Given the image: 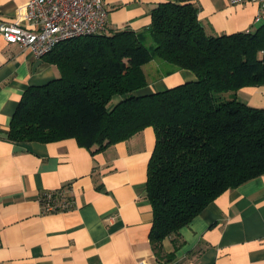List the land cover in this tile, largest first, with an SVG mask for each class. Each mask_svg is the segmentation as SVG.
Masks as SVG:
<instances>
[{"label":"crops","instance_id":"0c3cea01","mask_svg":"<svg viewBox=\"0 0 264 264\" xmlns=\"http://www.w3.org/2000/svg\"><path fill=\"white\" fill-rule=\"evenodd\" d=\"M29 0H0V21L24 19ZM169 0H105L106 33L147 31L153 9ZM199 7L208 34L255 31L260 6L247 1L182 0ZM152 93L197 79L185 68L153 58L143 65ZM48 56L8 43L0 32V264H264V174L211 201L181 228L175 249L169 237L158 259L150 232L154 211L146 195L156 133L148 126L131 138L100 147L79 139L16 141L8 137L24 92L60 76ZM241 101L264 108V82L236 92ZM62 190L72 206L45 211L44 198Z\"/></svg>","mask_w":264,"mask_h":264},{"label":"trees","instance_id":"16d2710c","mask_svg":"<svg viewBox=\"0 0 264 264\" xmlns=\"http://www.w3.org/2000/svg\"><path fill=\"white\" fill-rule=\"evenodd\" d=\"M147 31L154 46L133 30L59 43L46 56L60 76L24 92L8 137H74L92 148L152 126L146 195L154 211L150 238L162 259L171 255L165 238L176 249L181 228L211 201L264 174V108L226 94L264 82V23L255 31L208 34L196 4L169 0L153 9ZM155 57L197 79L140 92L148 84L143 65Z\"/></svg>","mask_w":264,"mask_h":264},{"label":"built area","instance_id":"2783aa9c","mask_svg":"<svg viewBox=\"0 0 264 264\" xmlns=\"http://www.w3.org/2000/svg\"><path fill=\"white\" fill-rule=\"evenodd\" d=\"M232 4L247 1L260 6L256 20L264 23V0H229ZM109 12L105 0H29L24 19L14 22L1 20L0 32L10 44L30 49L36 58H42L66 40L105 32ZM45 211L68 209L72 203L57 190L46 196ZM35 264V263H11ZM140 264H146L144 261Z\"/></svg>","mask_w":264,"mask_h":264},{"label":"rangeland","instance_id":"374dc122","mask_svg":"<svg viewBox=\"0 0 264 264\" xmlns=\"http://www.w3.org/2000/svg\"><path fill=\"white\" fill-rule=\"evenodd\" d=\"M115 100H117V98H115Z\"/></svg>","mask_w":264,"mask_h":264}]
</instances>
